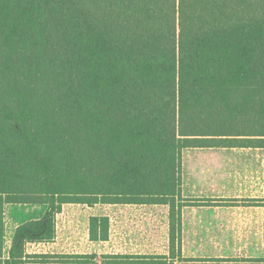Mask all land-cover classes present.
<instances>
[{"label": "trees", "instance_id": "1", "mask_svg": "<svg viewBox=\"0 0 264 264\" xmlns=\"http://www.w3.org/2000/svg\"><path fill=\"white\" fill-rule=\"evenodd\" d=\"M198 147L264 148V0H0V201L46 205L0 264L66 203L167 205L173 248Z\"/></svg>", "mask_w": 264, "mask_h": 264}, {"label": "crops", "instance_id": "2", "mask_svg": "<svg viewBox=\"0 0 264 264\" xmlns=\"http://www.w3.org/2000/svg\"><path fill=\"white\" fill-rule=\"evenodd\" d=\"M187 149L197 150L181 153L183 258L264 261V148Z\"/></svg>", "mask_w": 264, "mask_h": 264}, {"label": "rangeland", "instance_id": "3", "mask_svg": "<svg viewBox=\"0 0 264 264\" xmlns=\"http://www.w3.org/2000/svg\"><path fill=\"white\" fill-rule=\"evenodd\" d=\"M186 150L197 149H183L182 152ZM45 210V204L0 201L1 257L8 254L15 227L40 218ZM168 212L167 205L66 203L55 218V238L50 242L28 244L26 250L40 256L35 257L38 262L31 264H264V261H246L243 256L229 262L183 260L180 239L170 249ZM92 215L108 217L107 240L90 239L88 222Z\"/></svg>", "mask_w": 264, "mask_h": 264}]
</instances>
